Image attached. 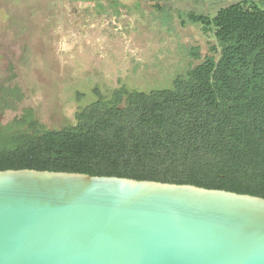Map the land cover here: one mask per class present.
I'll use <instances>...</instances> for the list:
<instances>
[{
    "label": "trees",
    "instance_id": "obj_1",
    "mask_svg": "<svg viewBox=\"0 0 264 264\" xmlns=\"http://www.w3.org/2000/svg\"><path fill=\"white\" fill-rule=\"evenodd\" d=\"M162 1L155 6L165 12ZM259 2L238 0L215 15L177 10L183 25H200L216 46L169 87L143 91L120 85L106 92L94 85L88 94L77 91L85 104L75 122L60 129L46 128L31 108L0 122V171L121 177L264 198V7ZM190 55L202 59L199 47ZM23 100L19 87L1 95L0 117Z\"/></svg>",
    "mask_w": 264,
    "mask_h": 264
},
{
    "label": "water",
    "instance_id": "obj_2",
    "mask_svg": "<svg viewBox=\"0 0 264 264\" xmlns=\"http://www.w3.org/2000/svg\"><path fill=\"white\" fill-rule=\"evenodd\" d=\"M0 264H264V198L0 171Z\"/></svg>",
    "mask_w": 264,
    "mask_h": 264
},
{
    "label": "rangeland",
    "instance_id": "obj_3",
    "mask_svg": "<svg viewBox=\"0 0 264 264\" xmlns=\"http://www.w3.org/2000/svg\"><path fill=\"white\" fill-rule=\"evenodd\" d=\"M237 1L164 0L165 15L157 0H0V96L16 87L24 92L0 122L31 108L46 128L60 129L85 104L77 91L171 86L216 46L200 25H183L177 10L215 15ZM193 47L201 60L190 55Z\"/></svg>",
    "mask_w": 264,
    "mask_h": 264
}]
</instances>
